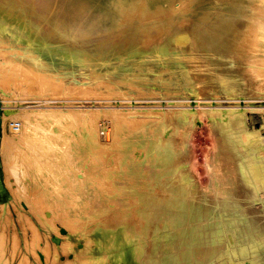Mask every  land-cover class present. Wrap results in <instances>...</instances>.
Returning <instances> with one entry per match:
<instances>
[{
	"label": "rangeland",
	"instance_id": "rangeland-1",
	"mask_svg": "<svg viewBox=\"0 0 264 264\" xmlns=\"http://www.w3.org/2000/svg\"><path fill=\"white\" fill-rule=\"evenodd\" d=\"M113 1L37 3L54 11L55 17L66 21V27L88 34L85 43L73 44L66 39L67 58L79 50L91 59L101 58L112 66L110 71L117 68L115 74L107 75L116 82L124 79L125 72L139 73L144 68L152 69L148 72L151 78L156 74L169 78L174 71L173 83L177 84L167 92L161 84L150 82L144 87L155 89L156 94L140 95L129 87H113L109 78L98 77L89 83L83 77L72 82L66 75L63 87V79L52 77L46 65L20 58L22 62L4 51L0 43V98L6 101L1 156L5 185L12 197L8 204L0 205V264H126L127 256L135 264L132 248L126 241H132L130 233H143L148 219L156 216L152 211L142 213L150 210L147 204L153 199L148 195L160 194L161 200L168 195L181 197V188L169 191L168 179L176 185L182 182L195 200L201 197L197 190L220 199L222 188L232 186V171L235 175L238 172L235 154L244 141L231 111L246 110L245 130L264 143V88L243 86L239 95L228 96L218 79L221 75L238 80L245 77L241 68H232L226 58L218 57L222 54L219 50L226 57V50L233 47L230 26L235 23L243 27L239 15L248 14V5L258 3L264 17V0H241L242 6H237V0H202L186 14L183 31H190L192 37L190 47L183 52L186 58L180 64L174 54L177 25L152 41L149 35L155 31H143L137 24L122 31L111 30V22L105 17L112 13ZM187 1L178 2V7ZM261 37L264 49V31ZM49 44L55 53L64 51L56 40ZM263 58L259 60L263 67L258 75L264 81ZM198 66L202 71L195 69L193 81L185 86L184 69ZM26 72L34 74L35 79L21 78ZM201 88L208 92L202 93ZM151 111L157 115H146ZM117 112H123V118L129 120L119 127L114 125ZM92 117L103 148L91 146L88 139L87 126ZM142 121L146 123H138ZM152 126L156 136L164 140L160 151L155 141H144L152 136ZM240 149L245 152L244 147ZM160 153L167 155L171 163L153 177L149 159L151 155L161 156ZM260 155L263 175L258 196L262 201L245 205L255 211H264V152ZM209 160L213 174H219L218 187L210 183ZM220 170L224 171L219 173ZM193 183L196 188L189 187ZM233 195L231 190L224 198L232 201L237 198ZM225 207L210 220L205 218V210L201 212L203 224L196 228L195 251L185 249L184 245L180 249L168 246L161 250L171 238H167L169 230H157L152 237L158 251L142 264H264V233H254L259 242L248 257L232 256L248 246L253 233L246 227L245 218L250 214L240 211L233 215L229 213L232 206ZM238 220L241 230L237 229ZM61 229L67 234H62ZM54 235L59 243L52 241Z\"/></svg>",
	"mask_w": 264,
	"mask_h": 264
},
{
	"label": "bare ground",
	"instance_id": "bare-ground-1",
	"mask_svg": "<svg viewBox=\"0 0 264 264\" xmlns=\"http://www.w3.org/2000/svg\"><path fill=\"white\" fill-rule=\"evenodd\" d=\"M180 1L182 0H114L111 6L112 13L106 16L105 20H109L111 22V30L122 31L132 24H137V26L143 31H149L152 29L155 31V34L149 35V40L151 41L160 39L173 27V25H177L179 34L175 36L174 54L178 57L177 63L180 64V61L186 58L183 55V52L190 47L189 45H191L190 40L192 37L190 31H183L184 27L187 25V22L185 21L186 14L191 12L202 0H188L187 3L178 7V2ZM236 4L237 6H242V1L237 0ZM247 7L248 14L239 15V17L243 18V27H240L235 23L230 26V37L233 42V47L226 50V57H223L222 55L224 54V51L219 50L222 54L218 57L226 58L232 68H241L244 71L245 76L241 78V80L231 79L224 77L223 75H221L220 78L215 76L219 79L221 87L228 96L239 95L240 89L243 86L252 87L255 90L262 87L264 88V81L259 78L262 76L260 74L258 75L260 68L263 67L261 66L262 64L260 65L261 61L259 63V60H261L260 58L264 56V54H262L264 51L262 47L263 37H261V34L264 31V17L260 14L262 10L260 11V8H258V3L250 4ZM88 37L89 36L86 32L66 27V21L55 17L54 11H50L48 8L40 7L37 0H0V43L3 44L1 48L8 52V54L13 55L15 58L17 57L22 60H32L42 66L46 65L49 68L52 77L63 79L60 86L64 87L66 85V75L71 78L72 82L75 80L80 81L82 80L80 78L87 77L88 79L85 82L93 83V81L98 77L109 78L107 77L109 72H113L115 74V71L117 70L116 67H114L115 70L110 71L109 69L112 67L110 64L103 62L101 58H89L85 51L79 50L70 57H66V39L72 41L73 44H77L78 41L85 43ZM55 40L63 45V52L55 53L51 50L49 43L55 42ZM157 57L160 59L162 56L159 55ZM195 69H198L199 72L202 71L201 66L184 69L183 79L185 80V86L193 81L192 73ZM150 71L152 72V69L140 68L139 73L135 71L125 72L124 79L116 82L112 80V77H110L109 83L115 88L129 87L131 89H135L136 92L140 93V95H142L141 93L145 94V92L156 94L155 89L144 87L145 84L150 82L161 84L163 89L167 92L170 91L169 87L177 84L173 83L172 76L175 75L174 71L171 72L169 78H166L164 74H156L154 78H151L148 73ZM21 72L23 71H20V73ZM33 75L26 72V75H20V77L25 80H34L35 78ZM201 92L206 93L208 92V89L201 88ZM0 102L2 104L3 116L5 111L4 104L6 101L0 98ZM145 113L147 115L148 113H152V111ZM217 113L220 115L219 112ZM116 114L117 117H115V119L117 120L114 124L116 127H119L123 123H127V121H129L126 117L123 118V112H117ZM230 114L234 118L237 126L240 127L241 137L244 141V145H238V151L235 154L236 161L234 164L238 172L235 175L236 172L232 171V186H224L222 188V197L220 199L210 198L209 196L203 195L201 191L197 190L196 194H200L201 197L198 200H195L191 196V190L189 188H184L182 182H180L178 184L180 186H178L174 183V180L168 179L169 184L167 188L170 189L169 191L176 192L177 189L181 188V197L168 195L166 200H161L162 198L160 194L158 195L154 193L153 195H148L149 199H153L147 204L149 205L150 210H146L144 212L142 211V213L146 215L152 211V213L156 216L148 219V224L142 227L144 230L143 233H130L132 241H126L129 248H132L133 260L135 264H142L143 261L152 255L153 252L158 251V247L152 237L153 233L157 230H169V237L167 238H171L168 242L161 246V250H164L168 246L179 248L181 245H184L185 249L190 247V251H195L196 249H194L193 244L196 241V228L203 224L201 221V212L205 210L204 216L210 220L217 216L221 207L226 208L225 206H232V209H229V213L233 215L238 214L240 211L245 215L246 213L250 214L245 218L246 227L249 229V233H253L250 236L248 246L241 248L239 251L233 252L232 256L235 259H244L249 256L251 249L254 250L257 248L259 239L257 236H254V233H264V211H255L245 205L262 201V199L258 196V184L262 180L263 172L262 165L260 163L261 161L259 162L258 156L264 152V143L260 138H253L249 136L248 131L245 130L244 121L246 115L244 114H246V110L241 111L240 109V111H236L235 109V111H231ZM76 118L77 116H74V119ZM92 118L90 124L87 126L88 139L91 142V146L103 148L104 145L99 139L100 135L97 133L95 117ZM80 119L81 118H79V120ZM115 119L113 121H115ZM138 123L143 125V123L146 122L142 121ZM151 130L152 136L145 138L144 141H146V139L155 141V145L157 146L156 148H159L160 151V148L163 147L164 140H162L161 137L156 136L153 126L151 127ZM240 147H244L245 152H241ZM160 154L161 156L159 155L157 158H153L155 156L151 155L149 159L150 168L152 169L151 175L153 177L158 176L160 171L168 169L167 165H170L171 163L170 160L167 159V155L162 153ZM126 160L128 161L127 157L125 161ZM238 164H240V166ZM207 166L209 168V172L211 173L210 183L218 187L220 184L219 174H213L212 162L210 160L207 162ZM222 171L224 170H220L218 172L221 173ZM189 187L196 188V185L193 183L192 185L190 184ZM231 190H233V196L237 198L232 201H228L224 198V196H226L227 193L230 194ZM146 195L147 194H143L142 197H146ZM104 223L105 222H102L101 224L103 225ZM236 223H238L237 229L241 230V226H239L241 221L238 220ZM130 228L133 229L134 227ZM211 229L212 233H215L214 228L211 227ZM117 230L118 232H116L119 233V228ZM123 233H125V231H123ZM122 243L124 244V242ZM124 260L126 264H132L128 259V256L124 258ZM230 263H232V261H230Z\"/></svg>",
	"mask_w": 264,
	"mask_h": 264
},
{
	"label": "water",
	"instance_id": "water-1",
	"mask_svg": "<svg viewBox=\"0 0 264 264\" xmlns=\"http://www.w3.org/2000/svg\"><path fill=\"white\" fill-rule=\"evenodd\" d=\"M2 104L0 102V205L2 204H8L11 200L12 197L10 195V192L8 191L6 185H5V174H4V169H3V163H2V156H1V138H2ZM26 207V205L24 204ZM62 234H67V231L65 229H61ZM59 239L54 235L52 237V241L55 243H59ZM40 257L42 261H44V256L43 254H40Z\"/></svg>",
	"mask_w": 264,
	"mask_h": 264
},
{
	"label": "built area",
	"instance_id": "built-area-1",
	"mask_svg": "<svg viewBox=\"0 0 264 264\" xmlns=\"http://www.w3.org/2000/svg\"><path fill=\"white\" fill-rule=\"evenodd\" d=\"M16 127H17V128H19V127H20V126H19V123H18V124H16Z\"/></svg>",
	"mask_w": 264,
	"mask_h": 264
},
{
	"label": "crops",
	"instance_id": "crops-1",
	"mask_svg": "<svg viewBox=\"0 0 264 264\" xmlns=\"http://www.w3.org/2000/svg\"><path fill=\"white\" fill-rule=\"evenodd\" d=\"M22 243H23V241H22ZM23 245V244H22Z\"/></svg>",
	"mask_w": 264,
	"mask_h": 264
}]
</instances>
